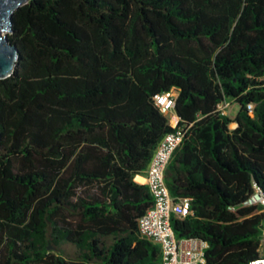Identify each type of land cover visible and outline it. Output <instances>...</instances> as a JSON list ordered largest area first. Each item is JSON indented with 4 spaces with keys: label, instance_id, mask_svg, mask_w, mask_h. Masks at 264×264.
<instances>
[{
    "label": "trees",
    "instance_id": "1",
    "mask_svg": "<svg viewBox=\"0 0 264 264\" xmlns=\"http://www.w3.org/2000/svg\"><path fill=\"white\" fill-rule=\"evenodd\" d=\"M8 40L0 264H160L134 179L172 132L153 101L170 90L189 130L165 183L192 212L175 237L205 241L204 264L260 258L264 210L245 203L264 195V0H29Z\"/></svg>",
    "mask_w": 264,
    "mask_h": 264
},
{
    "label": "built area",
    "instance_id": "2",
    "mask_svg": "<svg viewBox=\"0 0 264 264\" xmlns=\"http://www.w3.org/2000/svg\"><path fill=\"white\" fill-rule=\"evenodd\" d=\"M176 97L175 90L153 97L155 105L167 119L172 132L166 134L159 142L145 171V185L153 204L138 221V231L140 238L158 247L160 264H204L208 244L199 239H177L171 228L172 217L184 219L192 215L190 200L182 198L174 201L165 183L166 168L189 130L186 126L179 127V119L173 115ZM231 106V102L224 101L217 106V111L222 116H227ZM252 110L253 105H248L249 115H252ZM171 115L173 117H170ZM245 206H259L264 210V195L257 193L251 196ZM259 253L260 258L252 264H264V230Z\"/></svg>",
    "mask_w": 264,
    "mask_h": 264
},
{
    "label": "water",
    "instance_id": "3",
    "mask_svg": "<svg viewBox=\"0 0 264 264\" xmlns=\"http://www.w3.org/2000/svg\"><path fill=\"white\" fill-rule=\"evenodd\" d=\"M29 0H0V80L10 77L13 73L15 62L18 58V50L12 45L7 36L10 34L13 13Z\"/></svg>",
    "mask_w": 264,
    "mask_h": 264
},
{
    "label": "rangeland",
    "instance_id": "4",
    "mask_svg": "<svg viewBox=\"0 0 264 264\" xmlns=\"http://www.w3.org/2000/svg\"><path fill=\"white\" fill-rule=\"evenodd\" d=\"M6 32L7 33L2 32V35L9 37L10 34L8 33V31H6ZM237 111H238L237 105L232 104L231 109L227 112V117L230 118V120H233ZM235 127H236V125L234 123H232L229 125V130H233ZM68 246H70V245H68ZM71 248L74 249L72 246H71Z\"/></svg>",
    "mask_w": 264,
    "mask_h": 264
},
{
    "label": "crops",
    "instance_id": "5",
    "mask_svg": "<svg viewBox=\"0 0 264 264\" xmlns=\"http://www.w3.org/2000/svg\"><path fill=\"white\" fill-rule=\"evenodd\" d=\"M173 115L174 112H173ZM170 117H173L172 115ZM134 182L138 185H145V172L141 175V176H138L134 179Z\"/></svg>",
    "mask_w": 264,
    "mask_h": 264
}]
</instances>
